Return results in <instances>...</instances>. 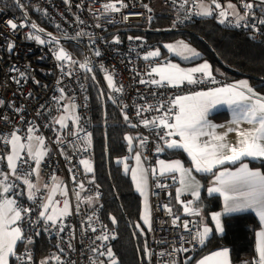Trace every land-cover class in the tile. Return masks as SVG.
<instances>
[{
	"label": "built area",
	"instance_id": "1",
	"mask_svg": "<svg viewBox=\"0 0 264 264\" xmlns=\"http://www.w3.org/2000/svg\"><path fill=\"white\" fill-rule=\"evenodd\" d=\"M1 1L0 143L7 145L15 134L25 141L32 129L45 146L38 163L22 155L5 195L6 200L14 199L21 215L13 264H41L33 247L41 237L53 247L48 264H97L118 238L103 217L102 195L93 175L83 166L84 162L90 166L94 151L88 69L111 77L109 100L129 127L133 148L149 173L146 264H193L204 245L202 220L176 210L171 191L177 178L155 175L152 168L159 147L172 140L163 122L174 121L175 100L215 90L226 82L195 77L180 85L155 84L152 71L159 61L149 53L162 51V44L144 35L159 32L153 28L155 18L167 11L173 16L171 30L210 17L258 40L264 35V1L227 0L236 12L226 11L223 17L215 9L225 0H212L216 4L209 7L212 14L207 17H201L198 9L205 0H161L160 11L151 0H14L18 14L5 10ZM66 44L75 45L74 50ZM66 99L76 105L77 123L59 127L57 118ZM37 173L45 185L54 178L63 180L70 200V214L64 219L41 217L44 189L24 194L22 181L34 183ZM177 200L192 202L191 196Z\"/></svg>",
	"mask_w": 264,
	"mask_h": 264
},
{
	"label": "crops",
	"instance_id": "2",
	"mask_svg": "<svg viewBox=\"0 0 264 264\" xmlns=\"http://www.w3.org/2000/svg\"><path fill=\"white\" fill-rule=\"evenodd\" d=\"M161 44L162 51L154 57L159 60L152 71L155 84L180 85L195 77L214 79L208 62L202 61L200 53L187 43H171L168 49ZM175 106L174 121L163 122L172 140L159 147V159L152 173L175 176L178 185L171 193L176 210L182 215H196L202 223H206L205 216L194 207L195 201L201 193L218 196L220 209L210 215L211 224L206 223L211 226V235L216 232L214 219L223 222L228 216L252 215L259 226L252 262L264 264V175L250 164L264 161V95L256 92L249 80L240 79L212 91L184 94L175 100ZM7 146L4 165L0 164V171L8 175L0 179V264H13L21 236L20 211L14 199H5L9 183L16 177L22 155L27 154L38 163L45 153L41 138L32 129L25 141L15 134ZM128 151L130 169L137 174L135 185L140 193L135 192L141 198V217L146 218L150 207L149 173L141 154L134 148ZM131 182L134 187L133 179ZM22 183L26 196L36 189L45 190L40 207L45 220L58 221L70 214V200L61 178L52 179L48 185L41 180V186L30 191ZM183 196H191L192 202L180 203L177 198ZM50 258L45 257L40 263L48 264Z\"/></svg>",
	"mask_w": 264,
	"mask_h": 264
},
{
	"label": "trees",
	"instance_id": "3",
	"mask_svg": "<svg viewBox=\"0 0 264 264\" xmlns=\"http://www.w3.org/2000/svg\"><path fill=\"white\" fill-rule=\"evenodd\" d=\"M1 2L5 10L18 14L14 0ZM172 19L171 13L160 12L153 24V28L160 29L159 32L146 33L145 38L157 43L174 40L186 42L200 53L202 61L208 62L214 79H222L226 83L247 79L256 92L264 95V35L253 40L248 34L229 29L210 17L198 19L183 30L175 31L170 29L173 26ZM66 46L71 50L75 47L73 44ZM94 76V79H87L88 97L89 92L96 93V98H89L93 103L94 177L102 195L103 217L118 232V238L112 246L113 257L116 264H146L147 242L139 229L142 226L141 199L129 175L122 170L123 159L129 153L127 139L130 129L111 104L105 82L98 79V75ZM7 150L8 146L0 143L2 165ZM250 164L264 175L263 160L250 161ZM220 206L218 196H206L203 193L194 203V207L203 212L208 224H211L210 215L218 211ZM258 227L257 221L250 214L225 217L222 233L217 235L213 232L204 243L199 257L217 249L229 248L233 264L244 259L251 261L249 264H255L252 261L256 254L255 235ZM33 247L37 262L53 252V247L43 237L38 238Z\"/></svg>",
	"mask_w": 264,
	"mask_h": 264
},
{
	"label": "rangeland",
	"instance_id": "4",
	"mask_svg": "<svg viewBox=\"0 0 264 264\" xmlns=\"http://www.w3.org/2000/svg\"><path fill=\"white\" fill-rule=\"evenodd\" d=\"M260 1H264V0H260ZM151 3H152V7L154 9H156L157 11H160V9H163V7L161 5V0H151ZM214 4H216V3L213 2L212 0H205V1L201 2V3H199L198 9H199L201 17L211 16L212 13L209 11V7L211 5H214ZM226 11H229L233 15L236 12L234 7L232 6V4L229 1H227V0L224 1V6L217 7L215 9V13H217L219 15V17H223V15H224V13ZM175 42L183 43V41H181V40H174V41H170V42H165V43H163V45L165 46L166 49H168L170 44L171 43H175ZM184 43H186V42H184ZM157 55H158L157 52L149 53V57L151 59H155L154 57H157ZM94 75H98V79L100 78L102 81L105 82L106 90L111 91L113 89L114 84H113V81H112L111 77L108 74L100 75V74L94 73ZM89 94L93 98H96V96H95L96 93L95 92L93 94H92V92H89ZM90 96L88 97V99L90 98ZM89 101H90L91 113H92V117H93V103H92V101L90 99H89ZM76 123H77L76 105L71 99H66L64 101V103L61 105L59 116L57 118V124H58L59 127H65V126H68V125L75 126ZM32 137L33 136L29 137V141H31ZM127 143H128L129 150H131L133 148V141L129 138ZM94 156H95V152L93 151L91 157L89 158L90 166L88 165L87 162H84L83 166H84L86 171H88V172L90 171L92 173L93 178L95 180V177H94ZM122 163H123L122 164L123 172L125 174L129 175L131 179H133L135 191L139 194L140 192H139L137 186L135 185L136 180H137L136 170H131L130 169L131 159H130L129 155H127L123 159ZM6 178H8V175H6L4 172L0 171V179H6ZM23 181L27 184V190H29V191L32 190L35 186L36 187H40L41 186V183H40L41 179H40L38 173L36 174V183L35 184L34 183H30V182H28L25 179ZM148 211H149V214H148V216L146 218L145 217L142 218L141 217V213H140V223H141L142 226L139 227L140 234H142L143 237L146 238L145 242H147V247H148V244H149L150 207H148ZM213 225H214V228H215V231H216L215 233L217 235H220L222 233V231H223V222H221L220 219L217 218V221L215 219L213 220ZM200 231H201L200 240L204 244L207 241V239H209L210 236H211V233H212L211 226L206 224L205 222H203ZM116 232H117V230H116ZM117 234H118V232H117ZM247 263H248V260L244 259V260H240V262H238L237 264H247ZM97 264H116V260L113 258L112 249L107 251L106 254H103L101 256V258L97 261Z\"/></svg>",
	"mask_w": 264,
	"mask_h": 264
},
{
	"label": "water",
	"instance_id": "5",
	"mask_svg": "<svg viewBox=\"0 0 264 264\" xmlns=\"http://www.w3.org/2000/svg\"><path fill=\"white\" fill-rule=\"evenodd\" d=\"M23 16L26 17L24 14ZM57 41L66 43V41L63 40L57 39ZM88 75L92 79L95 78L94 74L89 69H88ZM103 108H105V105ZM104 117H105V110H104ZM193 264H233L231 251L229 248H221L214 250L199 257Z\"/></svg>",
	"mask_w": 264,
	"mask_h": 264
},
{
	"label": "flooded vegetation",
	"instance_id": "6",
	"mask_svg": "<svg viewBox=\"0 0 264 264\" xmlns=\"http://www.w3.org/2000/svg\"><path fill=\"white\" fill-rule=\"evenodd\" d=\"M204 246V245H203ZM202 249H203V247L201 248V250H200V252L195 256V258L194 259H196V258H198L199 257V255L201 254V252H202Z\"/></svg>",
	"mask_w": 264,
	"mask_h": 264
}]
</instances>
